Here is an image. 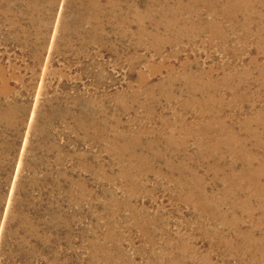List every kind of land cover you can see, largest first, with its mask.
<instances>
[{
    "label": "rangeland",
    "instance_id": "obj_1",
    "mask_svg": "<svg viewBox=\"0 0 264 264\" xmlns=\"http://www.w3.org/2000/svg\"><path fill=\"white\" fill-rule=\"evenodd\" d=\"M217 3L0 0V264L264 262L260 211L222 195L240 144L264 152L237 131L264 109V0Z\"/></svg>",
    "mask_w": 264,
    "mask_h": 264
},
{
    "label": "bare ground",
    "instance_id": "obj_2",
    "mask_svg": "<svg viewBox=\"0 0 264 264\" xmlns=\"http://www.w3.org/2000/svg\"><path fill=\"white\" fill-rule=\"evenodd\" d=\"M192 3H206L207 7H211L210 11L213 13H222V6L221 8H215L213 5H217L222 2V0H189ZM226 4H237L238 0H223ZM205 5V6H206ZM228 11V9L226 8ZM225 11V10H224ZM226 17H228V13H224ZM131 26V25H130ZM129 27V26H127ZM126 27V28H127ZM207 84V83H206ZM213 84V83H212ZM210 85V83H209ZM211 86V85H210ZM214 87V84L212 85ZM224 87V86H223ZM199 89H205L203 86H201ZM213 94H210L212 96ZM204 107H207L206 103H203ZM206 105V106H205ZM206 110L200 109L196 112V114H203ZM222 111L223 113V106L222 109H216L213 110L214 115L219 114ZM101 112V111H99ZM207 112H211V109L207 110ZM245 116L238 122L237 125V131H244L254 138L263 137L264 138V109L256 110L250 113H244ZM251 115V116H250ZM250 117V118H248ZM182 120V119H181ZM180 120L179 124L172 125L173 129H178L180 132L189 134L192 131H204L208 132V130L211 129V124L206 122H199V124H193L189 125L186 124V122H182ZM254 123L255 125L258 124L260 127L252 126ZM213 126H217L219 131H222V134H226L224 141L228 145L234 141L235 136L232 135L235 133L234 129V123L227 122L226 120L222 119L217 121ZM170 127V128H171ZM260 128V129H259ZM134 130V129H133ZM128 132V131H127ZM136 142V141H135ZM128 142H126L127 144ZM135 144V143H134ZM257 145V143H256ZM241 155L236 157V163L242 162V165H240V169L234 170L233 166L227 165L222 166V171L225 167L226 169L231 170L230 173H225L223 175L222 182L225 187H222V195H224V200L227 199L226 196L229 198H234L238 191L245 192L244 198H243V209H245V213H247L249 216H252L253 210L260 211V215L257 218V221L255 222L258 225H263L264 227V152L260 154H257L252 151H245L244 147H241V144L239 146ZM257 162V164H254V162ZM234 177H237L239 181L234 182ZM227 187V188H226ZM238 189V190H237ZM228 193V195L225 194ZM206 230V229H205ZM264 235V232L262 233ZM261 247V246H258ZM264 254V253H263ZM262 254V257H264ZM264 264V262L262 263Z\"/></svg>",
    "mask_w": 264,
    "mask_h": 264
}]
</instances>
